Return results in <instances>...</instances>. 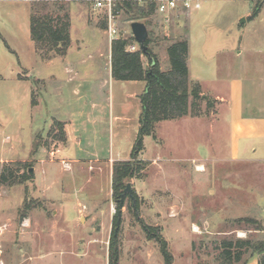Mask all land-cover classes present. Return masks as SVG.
I'll return each instance as SVG.
<instances>
[{
	"label": "rangeland",
	"instance_id": "obj_1",
	"mask_svg": "<svg viewBox=\"0 0 264 264\" xmlns=\"http://www.w3.org/2000/svg\"><path fill=\"white\" fill-rule=\"evenodd\" d=\"M36 1L1 0L0 11L13 10L19 20L29 22ZM133 1L139 6L156 2ZM199 1L202 10L193 11L197 29L189 64L195 73L205 70L207 77L200 84L191 83L200 85L202 93L205 89L214 103L217 94L229 98L236 92L244 117H264V2L258 15L245 22L242 15L253 14L258 0ZM74 3L110 39L107 10L97 8L95 0ZM118 4L115 0L114 27L119 38L129 39L133 20ZM71 12L76 26H82L79 8L74 6ZM191 12L181 6L169 15L156 10L138 21L146 24L150 48L165 72L171 68L168 47L190 39ZM0 16L2 32L8 20ZM10 61L15 68L16 55L0 40V75L4 77L0 78V171L5 166L16 168L15 162H27L32 165L20 174L27 172L33 179L0 187V264H110L113 235L118 236L119 264H166L161 245L148 239L143 222L161 228L173 264H260L254 247L264 242V165L253 163L252 151L233 159V137L224 117L213 134L198 119L188 118L184 125L177 119L159 123L154 134L144 139L140 159L148 166L125 183L122 194L129 183L134 194L125 198L121 208L122 194L121 198L114 194L113 168L119 161L131 160L141 99L130 101L133 122L118 142L107 124L103 127L107 137L89 144L88 155L80 156L77 151L82 145L76 148L60 141L61 127L56 124L54 129L57 119L53 117L65 123L61 121L69 106L64 104L65 96L54 94L50 83L40 79L27 97L26 84L9 75ZM142 62L148 67L146 56ZM49 73L40 64L36 75L47 79ZM207 101L199 102L200 118L216 113L217 106L209 108ZM36 143L41 147L34 153ZM261 144L253 143L264 157ZM197 165L203 171H197ZM246 217L257 219L259 226L239 221ZM239 240H250L251 248L240 249L239 261L226 259L223 242L236 246Z\"/></svg>",
	"mask_w": 264,
	"mask_h": 264
},
{
	"label": "crops",
	"instance_id": "obj_2",
	"mask_svg": "<svg viewBox=\"0 0 264 264\" xmlns=\"http://www.w3.org/2000/svg\"><path fill=\"white\" fill-rule=\"evenodd\" d=\"M253 1L256 2L257 0ZM0 3H2L1 0ZM74 6L79 8L82 26H76L73 19L74 14L71 12V44L65 56L52 53L47 59L41 57L31 36V11L30 20L27 22L26 20H19L13 10L4 9L3 11L2 9L3 12L0 11V13L7 17L8 22L3 24L6 29L0 32V40H3L10 52L16 55L17 66L14 68L10 61L9 75L12 74V78H16L20 85L26 84L27 93L25 95L27 97L30 94L32 96L35 80L40 79L50 83V89L56 92L54 94L59 93L65 96L63 98L66 100L64 104L69 106L65 107L61 121L66 124L67 141L73 143L76 148L77 144H81L82 147L77 153L80 156H85L88 155L89 144L97 142L103 138V135L107 137L103 130L107 124L111 130L113 129L116 142L124 136L125 130L133 122L130 114V101L140 102V96L146 90L147 83L145 81L123 82L113 78L111 40L105 36V31L97 25L95 20L90 21L85 9L80 8L76 3H73L72 7ZM251 16L250 13L242 15L245 22ZM188 19L190 22L188 23L191 48L194 43L192 40L193 33L197 29V23L194 25L196 18L193 16V11L189 14ZM8 23L10 26L7 25ZM10 28L11 31L8 30ZM203 60L205 63L208 61L206 58ZM40 64H44V67L50 69L47 79L36 75L39 72ZM189 69L192 82L200 84L206 79L205 70L195 73L190 64ZM0 78H4L3 75H0ZM207 95L209 94L204 89L203 96L207 97ZM213 98L216 101L217 109L215 110L216 113L212 112L209 115L208 120L191 116L177 120L184 125L188 118L198 119V123H202L205 129L208 128L213 134L217 129V123L221 122L224 117L233 137V159L240 160L245 156L246 151H252L256 155L255 158H252L253 163L264 165V157L261 156L259 148L253 145L254 142L262 143L261 152H264V117H258V119L244 117L242 104L239 105L236 92L229 98L218 94ZM31 105L33 106L32 101ZM116 106L119 108L117 111ZM53 119L58 120L60 118L53 117ZM4 128L6 127L4 126ZM242 143H246V145ZM92 155L98 156L96 153ZM108 156L110 155H107L106 158ZM198 166H196L197 171H199Z\"/></svg>",
	"mask_w": 264,
	"mask_h": 264
},
{
	"label": "trees",
	"instance_id": "obj_3",
	"mask_svg": "<svg viewBox=\"0 0 264 264\" xmlns=\"http://www.w3.org/2000/svg\"><path fill=\"white\" fill-rule=\"evenodd\" d=\"M74 1H36L31 7V36L35 42L37 50L43 59L49 58L54 53L65 56L71 44V10ZM120 9L133 22L140 19H148L157 10L156 2L148 6H139L133 0H117ZM264 1H258L256 9L249 19H254ZM115 10V7H114ZM136 41L134 36L120 38L112 42V74L117 81H145L147 87L141 95L142 114L140 127L136 142L132 150L131 160L119 161L113 168L114 194L121 198L125 183L131 179L138 178L148 166V163L140 159V155L145 150L144 139L152 136L159 123L168 120H176L183 117H199L201 109L199 102L208 100V107H215L216 101L203 96L200 85L191 83L189 69L190 43L187 39H181L172 43L167 50L170 62V70L165 72L160 67V62L156 54L150 48L151 40L146 42L147 51L140 49L132 53L127 49ZM149 60L148 67H144L142 57ZM61 128L60 141H67L65 123L54 121ZM54 127V126H53ZM41 147L38 143L34 145V153ZM32 164L15 162L14 167L5 166L0 171V187L21 185L33 179L27 172L20 174L22 168H28ZM121 191V192H120ZM120 192V193H119ZM137 198V197H136ZM29 209V208H28ZM239 221L259 226V221L255 218H243ZM144 232L149 240L156 241L161 245V253L166 264H173V255L168 249V242L160 233L161 228L152 227L142 223ZM223 255L226 259L236 258L239 261L243 255L242 247L251 248V241H224ZM260 254V264H264V242L254 247ZM118 236L113 235L110 246V264H119ZM234 255V256H233Z\"/></svg>",
	"mask_w": 264,
	"mask_h": 264
},
{
	"label": "built area",
	"instance_id": "obj_4",
	"mask_svg": "<svg viewBox=\"0 0 264 264\" xmlns=\"http://www.w3.org/2000/svg\"><path fill=\"white\" fill-rule=\"evenodd\" d=\"M157 3V11L160 14L163 15H169L172 11H176L180 6L183 9H187L190 11L194 10H200L201 9V4L197 0H156ZM95 6L100 9H106L107 10V17L109 21L108 25V34L110 37L111 42L114 40L120 39L118 37V32L117 29L114 27V20L115 18V0H95ZM133 36V35H132ZM140 45L137 41H135L133 44H131L128 47V51L135 53L140 50Z\"/></svg>",
	"mask_w": 264,
	"mask_h": 264
},
{
	"label": "water",
	"instance_id": "obj_5",
	"mask_svg": "<svg viewBox=\"0 0 264 264\" xmlns=\"http://www.w3.org/2000/svg\"><path fill=\"white\" fill-rule=\"evenodd\" d=\"M131 29L133 36L135 37L136 41L139 43L140 48L146 52L147 51V46L146 42L149 39V31L146 26V24L142 22H133L131 24ZM30 174H34V169L30 168L29 169ZM133 186L131 183L127 184L126 189L124 190V193L122 194L121 198V208L123 207V202L125 201V198L129 195L130 197H133ZM120 225V221L118 222V226Z\"/></svg>",
	"mask_w": 264,
	"mask_h": 264
},
{
	"label": "bare ground",
	"instance_id": "obj_6",
	"mask_svg": "<svg viewBox=\"0 0 264 264\" xmlns=\"http://www.w3.org/2000/svg\"><path fill=\"white\" fill-rule=\"evenodd\" d=\"M199 170H200V171H203V167L200 166V167H199Z\"/></svg>",
	"mask_w": 264,
	"mask_h": 264
}]
</instances>
